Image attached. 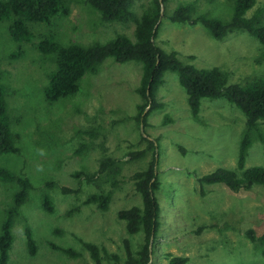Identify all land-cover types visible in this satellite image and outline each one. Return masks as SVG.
I'll list each match as a JSON object with an SVG mask.
<instances>
[{"label":"rangeland","instance_id":"1","mask_svg":"<svg viewBox=\"0 0 264 264\" xmlns=\"http://www.w3.org/2000/svg\"><path fill=\"white\" fill-rule=\"evenodd\" d=\"M148 1L134 0L136 17ZM192 2L198 13L209 17L225 21L232 16L228 0H170L162 10L156 46L176 52L182 62L197 69L228 72V84L244 85L263 78L264 48L255 38L233 32L215 41L199 24L170 22L176 5ZM259 9L264 22V0H255L246 17ZM9 24L0 21V83L20 153L0 155V167L23 172L33 189L12 230L7 264H91L79 240L100 249L102 264H124L126 244L134 253L142 236H128L117 213L140 206L131 176L150 158L147 154L144 159L130 160L126 155L144 150V139L158 145L159 230L151 264H166V256L186 257L187 264H264V243H252L246 237L247 231L256 238L264 236V187L233 193L223 185H212L203 188L201 196L197 182L219 168L235 169L246 128V118L237 108L222 97L202 99L200 121H194L177 77L167 72L155 95L162 107L148 116L145 126H139L133 117L141 102L136 93L140 65L119 64L111 58L103 61L95 75L83 77L76 95L47 103L43 91L54 62L52 56L38 51L41 36L50 33L63 45L105 43L117 35L133 41L134 23H104L84 0H72L66 18H56L50 25L30 24L34 38L29 43L14 42ZM261 129L264 135V122ZM89 130L95 131V138L83 134ZM80 145L88 150L77 155ZM102 157L121 160L118 174L99 176L94 183L75 177V173H95ZM255 166L264 168V146L257 141L245 160V168ZM60 188L77 192L63 194ZM13 191V186L0 183V221ZM99 192L111 195L105 212L92 204L83 205L90 194ZM44 195L52 201L51 214L42 209ZM76 206L78 210L72 212ZM26 227L36 244L34 256H29L26 247ZM52 245L70 248L80 257L69 258Z\"/></svg>","mask_w":264,"mask_h":264},{"label":"trees","instance_id":"2","mask_svg":"<svg viewBox=\"0 0 264 264\" xmlns=\"http://www.w3.org/2000/svg\"><path fill=\"white\" fill-rule=\"evenodd\" d=\"M72 0H0V21H9L8 33L16 43H29L34 34L33 25H50L56 18H66ZM170 0H149L140 17L133 11L134 0H84L92 10L97 12L104 23H134V40L124 35H117L105 43H92L87 46L79 44L63 45L56 41L54 35L40 37L37 45L43 56H52L54 69L49 74L47 86L44 88V100L54 104L61 99L74 96L79 92L80 83L87 74L95 75L100 65L107 58L115 63H137L140 65V80L136 93L140 103L136 106L134 121L145 126L148 116L162 106L155 99L159 87L162 86L164 74L169 72L177 77L179 86L186 94V102L191 118L199 122V111L202 99L216 100L224 98L230 105L239 110L246 118V128L240 140L236 167L233 170L219 168L197 178L204 195L203 188L212 185H223L230 192L250 190L253 186L264 187V168L255 166L245 168V160L249 148L257 141L264 146V135L261 123L264 122V77L254 79L244 85L228 84L229 74L219 68L197 69L191 64L182 62L176 52H165L156 46L154 39L162 17V10ZM232 7L229 20L212 18L197 12L195 2L178 4L169 15L173 24L189 26L201 25L215 41H220L233 32H245L255 38L264 48L263 10H256L253 15L246 13L254 7L255 0H228ZM212 3L213 0H208ZM190 60L193 57H189ZM95 138L94 130L83 132ZM147 146L138 152H129L130 160L144 159L150 155L146 165L135 172L131 179L136 193L141 199L140 206H132L117 213L119 221L124 223L128 236H142L139 249L132 253L126 244L127 253L124 264H151L153 244L159 230V204L155 197L159 190L157 164L158 145L155 141L144 139ZM12 131V120L8 114L4 87L0 83V155L20 153ZM88 146L80 145L76 154H82ZM121 160L102 157L98 169L93 174L75 173L87 183H94L99 176L112 177L118 174ZM0 183L13 186L9 205L3 210L0 221V264H7L14 236L12 230L21 215V208L28 200L33 187L29 178L23 173H14L0 167ZM114 184V181L112 183ZM63 194H73L77 190L60 188ZM111 195L109 192L90 194L83 205H94L98 211L108 209ZM44 212L53 213V204L49 196L41 198ZM77 206L72 212L77 211ZM71 214V213H70ZM68 214V215H70ZM26 247L29 256L36 253V244L29 228L24 229ZM252 242L264 243V236L255 237L252 231L246 232ZM88 252L91 264H102L100 249L91 243L79 240ZM56 251L69 258L80 257L70 248L52 245ZM166 264H187L186 257L166 256Z\"/></svg>","mask_w":264,"mask_h":264}]
</instances>
